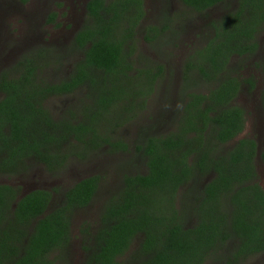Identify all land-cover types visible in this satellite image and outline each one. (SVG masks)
<instances>
[{
  "label": "trees",
  "instance_id": "obj_1",
  "mask_svg": "<svg viewBox=\"0 0 264 264\" xmlns=\"http://www.w3.org/2000/svg\"><path fill=\"white\" fill-rule=\"evenodd\" d=\"M226 1L181 0L200 14ZM86 10L87 21L73 45L84 59L70 78L41 82L38 62L22 60L16 66L18 78L0 79V175L27 173L33 162L57 172L74 154L87 156L103 146L129 150L105 135L103 126L136 117L146 105L144 93L153 91L166 68L151 64L129 76L138 29L147 14L144 0H89ZM55 22L54 14L49 23ZM175 23L168 18L160 26L145 27L146 42L156 43ZM211 27L214 36L184 64V109L175 130L153 132L137 145L147 172L123 177L122 189L107 201L99 226L90 233L85 264H127L120 260L138 238L132 256L136 264H242L264 254L258 144L242 139L226 152L244 132L247 114L233 105L241 82L220 80L234 56L258 52L264 0H239L234 12ZM133 79L140 83L134 85ZM201 83H215L216 88L197 91ZM86 85L92 88V106L78 120L55 119L46 107L48 98ZM260 156L264 162V150ZM205 179L194 210L185 203L177 207L180 191L194 195L191 185ZM100 186L99 176L88 177L63 191L55 204L52 191L23 195L19 187L0 185V264H69L73 219L93 203ZM190 220L193 225L188 226Z\"/></svg>",
  "mask_w": 264,
  "mask_h": 264
},
{
  "label": "rangeland",
  "instance_id": "obj_2",
  "mask_svg": "<svg viewBox=\"0 0 264 264\" xmlns=\"http://www.w3.org/2000/svg\"><path fill=\"white\" fill-rule=\"evenodd\" d=\"M89 0H0V79L19 76L16 66L22 60L37 61L38 79L45 83H57L68 79L77 65L84 59V53L75 50L74 39L87 21L86 6ZM146 18L138 29L137 51L133 55V70L130 77L137 76L148 65L165 66L166 75L160 78L151 93H144V109L136 113L132 120H125L117 126L105 124L103 131L114 142H123L128 151L103 146L92 150L85 156L73 155L65 167L57 172H50L44 165L31 163V169L17 176L0 175V185L19 187L22 194L37 189L52 191L55 204L60 194L77 182L92 176L101 178L100 191L93 203L79 210L73 219L72 243L67 253L69 264H85L90 245V233L100 224V216L105 204L116 197L123 185L126 174H145L147 167L141 155L136 151L146 135L167 134L175 130L176 122L184 109L180 94L183 83V67L187 59L196 51L204 48L214 36L211 25L234 12L239 0H227L215 8L200 14L187 8L181 0H144ZM56 15V22L49 23V18ZM176 19L171 31L156 43L146 42L145 27L161 25L167 19ZM259 50L251 56H234L226 73L221 79L237 78L241 82L240 92L233 105L246 112V128L237 141L226 147L230 151L238 140L252 139L258 144L256 168L258 181L264 189V162L261 153L264 150V31L257 38ZM248 81L254 83L252 88ZM132 83L138 85L139 79ZM148 81H146V86ZM215 83H201L197 91L208 93L215 89ZM89 85L77 89L71 94L53 96L46 101V107L55 119H63L68 114L80 117V112L92 106ZM79 115V116H78ZM126 121V122H125ZM208 179L193 186V194L181 190L177 207L185 203L188 210H194L197 199ZM190 189V186L188 187ZM187 188V189H188ZM181 194V195H180ZM183 194H185L183 196ZM197 195V197H198ZM193 225V220L187 222ZM140 238L136 239L131 249L120 260L122 263L136 264L132 259L138 249ZM242 264H264V254L244 261Z\"/></svg>",
  "mask_w": 264,
  "mask_h": 264
},
{
  "label": "flooded vegetation",
  "instance_id": "obj_3",
  "mask_svg": "<svg viewBox=\"0 0 264 264\" xmlns=\"http://www.w3.org/2000/svg\"><path fill=\"white\" fill-rule=\"evenodd\" d=\"M19 76H20V75H19ZM19 76H17V77H13V78H18ZM69 78H70V77H69ZM61 95H67V94H60V95H56V96H61ZM2 98H3L2 93H0V99H2ZM81 115H82V113L80 112V117H81ZM78 116H79V115H78ZM72 117H73L74 119H77V120L80 118V117H79V118H76L74 114H68V115L64 116V118H68V119H71ZM242 134H243V133H242ZM242 134H241V135H242ZM241 135H240V136H241ZM236 141H237V140H236ZM238 141H239V140H238Z\"/></svg>",
  "mask_w": 264,
  "mask_h": 264
}]
</instances>
